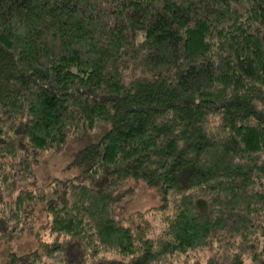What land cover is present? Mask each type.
<instances>
[{
  "label": "trees",
  "instance_id": "16d2710c",
  "mask_svg": "<svg viewBox=\"0 0 264 264\" xmlns=\"http://www.w3.org/2000/svg\"><path fill=\"white\" fill-rule=\"evenodd\" d=\"M138 181L153 231L117 211ZM45 198L53 239L6 264H264V0H0V237Z\"/></svg>",
  "mask_w": 264,
  "mask_h": 264
},
{
  "label": "rangeland",
  "instance_id": "374dc122",
  "mask_svg": "<svg viewBox=\"0 0 264 264\" xmlns=\"http://www.w3.org/2000/svg\"><path fill=\"white\" fill-rule=\"evenodd\" d=\"M109 125H101L94 131L84 133L77 139L67 142L60 150H51L42 153L40 161L35 165V177L28 181V185L38 186L40 189L48 191L47 182L54 178L65 179L78 175L82 167L73 163L75 152L87 146L90 143L97 142L106 132ZM129 187L132 191H126L119 202L117 211L123 218L124 222L129 225L143 224L145 225L144 216L151 221V213L155 207L161 202V196L158 189L147 186L144 182H131ZM47 198L33 205V220L31 225L25 231L17 236L0 237V264H6L10 252L22 253L36 248H42L43 242L51 241L53 236L50 233L49 216L45 206ZM144 211L145 215L136 216L133 212ZM149 221V222H150ZM161 222V214L156 211V218L153 217L150 224L151 231L153 228H159ZM82 252L81 246L76 242L67 243L66 254L68 256H76ZM119 260L120 257H119ZM125 262V263H124ZM126 260H122V264H126Z\"/></svg>",
  "mask_w": 264,
  "mask_h": 264
}]
</instances>
